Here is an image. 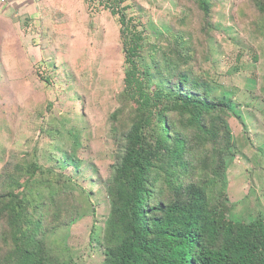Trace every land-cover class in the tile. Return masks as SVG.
Returning a JSON list of instances; mask_svg holds the SVG:
<instances>
[{"label": "rangeland", "instance_id": "obj_1", "mask_svg": "<svg viewBox=\"0 0 264 264\" xmlns=\"http://www.w3.org/2000/svg\"><path fill=\"white\" fill-rule=\"evenodd\" d=\"M210 1L209 27L196 0L123 5L144 31L136 62L151 92L191 69L212 98L233 106L217 147L227 129L228 153L218 150L224 180L206 174L201 182L229 218L249 222L264 214V0ZM127 68L118 17L96 0H47L12 20L0 13V174L6 165L24 166L28 154L58 173L34 184L28 199L58 193L65 211L76 212L72 222L65 212L59 220L55 252L64 264L103 262L105 187L121 151L116 119L135 112L124 96Z\"/></svg>", "mask_w": 264, "mask_h": 264}, {"label": "trees", "instance_id": "obj_2", "mask_svg": "<svg viewBox=\"0 0 264 264\" xmlns=\"http://www.w3.org/2000/svg\"><path fill=\"white\" fill-rule=\"evenodd\" d=\"M96 1L118 17L128 67L124 96L135 107L133 116L116 119L121 151L105 187L102 264H264V214L249 222L229 218L224 201L210 200L201 182L206 174L224 180L220 153L229 150L227 129L223 152L217 147L230 101L212 98L208 83L191 69L151 92L136 62L144 31L125 14L128 0ZM196 6L209 27L211 1L196 0ZM258 10L264 12V2ZM27 157L24 166L6 165L0 174V264H64L55 252L59 220L65 212L72 222L76 212L65 211L58 193L39 203L28 199L34 184L59 175L34 154Z\"/></svg>", "mask_w": 264, "mask_h": 264}, {"label": "crops", "instance_id": "obj_3", "mask_svg": "<svg viewBox=\"0 0 264 264\" xmlns=\"http://www.w3.org/2000/svg\"><path fill=\"white\" fill-rule=\"evenodd\" d=\"M47 0H6L0 4V13L6 19H15L23 13H33L34 6L43 4Z\"/></svg>", "mask_w": 264, "mask_h": 264}, {"label": "built area", "instance_id": "obj_4", "mask_svg": "<svg viewBox=\"0 0 264 264\" xmlns=\"http://www.w3.org/2000/svg\"><path fill=\"white\" fill-rule=\"evenodd\" d=\"M6 0H0V4L4 3Z\"/></svg>", "mask_w": 264, "mask_h": 264}]
</instances>
